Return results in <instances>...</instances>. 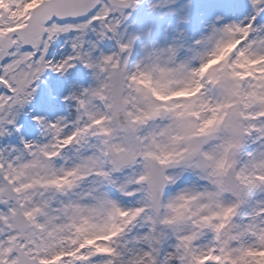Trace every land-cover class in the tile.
<instances>
[{
  "label": "snow or ice",
  "instance_id": "6c2138e0",
  "mask_svg": "<svg viewBox=\"0 0 264 264\" xmlns=\"http://www.w3.org/2000/svg\"><path fill=\"white\" fill-rule=\"evenodd\" d=\"M0 264H264V0H0Z\"/></svg>",
  "mask_w": 264,
  "mask_h": 264
},
{
  "label": "rangeland",
  "instance_id": "374dc122",
  "mask_svg": "<svg viewBox=\"0 0 264 264\" xmlns=\"http://www.w3.org/2000/svg\"><path fill=\"white\" fill-rule=\"evenodd\" d=\"M163 3V0H161ZM165 11L164 7L158 8L156 11L149 12L143 5L133 14L130 18V28L135 29L136 27L147 28L151 26L153 36L162 34V31L167 24L169 17H161L158 13ZM135 20L137 23L132 24L131 21Z\"/></svg>",
  "mask_w": 264,
  "mask_h": 264
}]
</instances>
